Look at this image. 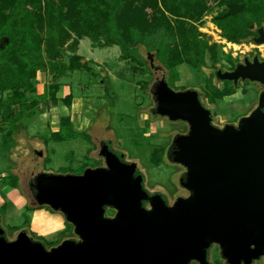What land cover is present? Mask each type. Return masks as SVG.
<instances>
[{
    "label": "water",
    "instance_id": "95a60500",
    "mask_svg": "<svg viewBox=\"0 0 264 264\" xmlns=\"http://www.w3.org/2000/svg\"><path fill=\"white\" fill-rule=\"evenodd\" d=\"M258 35L254 42L264 45L263 27ZM149 59L154 67L155 57ZM216 76L264 87V61L256 57ZM151 94L154 115L189 126L168 158L186 168L180 185L190 196L173 206L151 196L137 164L123 163L105 146L107 168L40 173L30 182L38 205L63 214L78 239L48 249L22 231L10 241L0 219V264H212L214 246L226 264L264 258V90L250 116L224 128L215 126L196 90L174 91L165 77Z\"/></svg>",
    "mask_w": 264,
    "mask_h": 264
},
{
    "label": "rangeland",
    "instance_id": "374dc122",
    "mask_svg": "<svg viewBox=\"0 0 264 264\" xmlns=\"http://www.w3.org/2000/svg\"><path fill=\"white\" fill-rule=\"evenodd\" d=\"M45 4L43 2L44 11ZM168 5L172 11L163 0H141L135 5L143 7L144 20L149 25H163L168 21L174 30L167 33L168 25L161 27L159 35L150 39L149 47L144 45L131 51L130 60H125L120 47L94 48L90 38H82L78 54L89 62V68L60 78L55 100L49 92L56 76L49 69L40 71L33 81L37 89L33 95L47 94V101L36 108L35 117L11 130L15 133L11 139L8 138L10 125L0 112V216L10 241L27 231L33 240L52 249L76 236L63 214L50 207L30 210L21 193L6 188L5 182L20 181L23 192L30 195L28 182L39 173L82 175L87 169L100 166L98 144L104 139L114 141L128 161L136 163L145 173V187L149 192L164 193L171 204L179 195H188L179 187L180 173L169 161L167 150L176 135L187 134L189 127L185 123L148 118L154 107L150 89L155 81L149 56L155 57L156 66L161 69L156 76L159 79L166 76L174 91L196 90L201 94L204 105L213 110L216 127L237 126L242 118L258 108L262 87L257 83L234 84V93L215 99L216 103L207 99L206 93L213 91L211 85L225 91L227 83L215 73L231 69L227 57L242 60L251 51L260 54L264 45L236 44L238 50L227 45L222 31L213 22L215 17L229 10L220 0H210L204 10L198 6L187 14L171 2ZM181 23L185 25L182 27ZM43 31L40 35L44 37ZM72 35L77 37L74 32ZM195 36L204 46L205 65L200 71L188 62L192 58L188 52L192 44L188 45V40L195 41ZM6 40H1V47ZM161 44L165 48L162 59L155 51ZM70 56L67 52L63 61L69 63ZM9 95L2 94L0 98L6 100ZM13 109L12 115L16 117L18 107L13 106ZM210 261L225 264L217 249Z\"/></svg>",
    "mask_w": 264,
    "mask_h": 264
},
{
    "label": "trees",
    "instance_id": "16d2710c",
    "mask_svg": "<svg viewBox=\"0 0 264 264\" xmlns=\"http://www.w3.org/2000/svg\"><path fill=\"white\" fill-rule=\"evenodd\" d=\"M140 1L0 0V43L7 38L4 47L0 44V95L10 94L6 100L0 98V112L10 125L9 139L15 134L11 130H15L17 124L22 127L23 121L35 117L36 108L47 101V94L33 95L37 92L33 81L40 71L49 69L51 74L56 76V82L49 92L55 100L60 88V78L82 68H89V62L84 63L78 54L82 38H90L94 48L120 47L124 51L125 60H130L131 51L144 45L149 47L150 39L159 35L157 33L161 32V27L168 25L167 33L174 30L168 21L163 25H149L148 21L144 20L143 7H135ZM163 1L169 10H173L168 5L171 2L187 14L198 6L204 10L210 0ZM220 1L228 5L229 10L215 17L213 22L222 31L224 39L238 45L253 43L258 37L259 29L264 28V0ZM43 2L46 3L45 11L42 8ZM184 25L181 23L182 27ZM42 30H45L44 37L40 35ZM73 32L77 34L76 38H73ZM195 38L194 42L188 40V45L192 44L190 49H187L192 56L188 62L200 71L205 65L204 46L198 36ZM156 48L153 47L162 59L164 45ZM67 52L71 53L69 63L63 61ZM227 58L231 68L239 61L232 57ZM225 82V91L211 85L213 91L206 93V98L216 103L215 99L234 93V83ZM13 106L18 107L16 117L12 115L15 110ZM12 184L5 182V185L16 190L20 187L18 182ZM27 208L36 210L28 206ZM113 213L114 211H109V215Z\"/></svg>",
    "mask_w": 264,
    "mask_h": 264
},
{
    "label": "flooded vegetation",
    "instance_id": "af4514ba",
    "mask_svg": "<svg viewBox=\"0 0 264 264\" xmlns=\"http://www.w3.org/2000/svg\"><path fill=\"white\" fill-rule=\"evenodd\" d=\"M259 36V35H258ZM255 40V39H254ZM263 48H264V46H263ZM252 53L251 54H249V55H247V53H246V55L244 56V58L242 59V60H239L237 63H236V65H235V67L234 68H231L230 70H228V71H224V70H222L223 72H232V71H234L236 68H237V66L238 65H241V64H245L246 63V61L247 60H249V61H251V62H253L254 61V59L256 58V57H259L260 58V60L261 61H264V59L262 58V56L259 54V53H254V51H251ZM150 63H151V61H150ZM154 68V77H155V81H154V83H153V85H152V87L159 81V80H161V79H163V78H165L166 76H164L163 75V77L161 78V79H159L156 75H157V73H159L160 72V68L158 67V66H156V64H155V66L153 67ZM219 71V70H218ZM218 71H216V73L218 72ZM216 73H215V75H216ZM168 80V79H167ZM222 82H225V81H222ZM241 82V81H240ZM239 82V83H240ZM234 83V82H233ZM236 86H238V85H236ZM151 87V88H152ZM260 87H262V91L264 90V87L263 86H260ZM150 93H151V89H150ZM262 93V92H261ZM151 96H152V94H151ZM201 99H202V97H201ZM152 100H153V96H152ZM153 103H154V101H153ZM155 108V103H154V107H152L151 109H150V112L148 113V118L149 119H151V118H161V117H159V116H156V115H154L153 114V109ZM211 110V109H210ZM212 112H213V110H212ZM162 119H166L167 121L169 120L168 118H162ZM213 120L215 121V117H214V114H213ZM214 121H213V123H214ZM240 122V121H239ZM239 124V123H238ZM236 126V125H235ZM238 126V125H237ZM189 127V126H188ZM189 132V131H188ZM187 132V133H188ZM178 135H186V134H178ZM177 136V135H176ZM175 139V138H174ZM174 141V140H173ZM173 143V142H172ZM172 143H171V145H172ZM171 145H170V147H171ZM105 146H107V150H109V152H111V153H113L114 155H116L123 163H134V162H132V161H128V159L126 158V154L125 153H123L122 151H120V150H118L117 149V147H116V144H115V142L114 141H112V140H107V139H104V140H101L100 142H99V144H98V147H99V161L101 162V164H100V166H98L97 168H107L108 167V164H107V160L102 156V149H103V147H105ZM169 147V148H170ZM169 148H168V150H167V155H168V151H169ZM172 165L173 166H175V167H177V169L179 170V173H180V178H181V176L187 171L186 170V168H184L183 166H181V165H176V164H173L172 163ZM138 166V165H137ZM95 169V168H94ZM40 174V173H39ZM39 174H37V175H39ZM137 174L138 175H141L142 177H143V180H144V187L146 186V182H147V178H146V175H145V173H143L141 170H140V168L138 167V170H137ZM36 175V176H37ZM35 176H33L30 180H29V182H28V190L30 191V195H27V194H25L24 192H23V190L21 189V187H20V190H19V192L21 193V195H22V197L27 201V206L28 207H30V208H35V209H37V208H41L39 205H38V203H37V201H36V199H35V196H34V194H33V192H32V190H31V187H30V182H31V180L34 178ZM21 178H20V176L18 175V180H20ZM179 183H180V181H179ZM19 186H20V181H19ZM183 191L185 190V192H187L188 193V195H179L178 196V198L177 199H174V202L171 204V203H169V200H168V197H166L165 196V194L164 193H151V192H149L147 189H146V187H145V189L150 193V195L151 196H155V195H161L164 199H165V201L167 202V204L169 205V206H173L175 203H176V201L179 199V198H187V197H189L190 196V193H189V191L188 190H186L185 188H183L181 185L179 186ZM30 202H32L33 204L31 205L30 204ZM30 204V205H29ZM146 206H147V208H150V205L147 203V204H145ZM116 214V212L114 211V213L112 214V215H109V212H108V215L110 216V217H112V216H114ZM0 219H1V221H2V217L0 216ZM2 226V225H1ZM73 229H74V227H73ZM5 230V229H4ZM6 232V231H5ZM27 232V231H26ZM28 234H29V232H27ZM6 234V237H7V233H5ZM29 236H30V234H29ZM7 239H8V237H7ZM71 239H78V237L77 236H75L74 238H71ZM215 249H217V252L218 253H220V249H219V247L218 246H214L213 247V250H212V253H213V251L215 250ZM212 253H211V255H212ZM210 255V256H211ZM223 262L225 263V261L223 260ZM212 263V262H211ZM213 264V263H212ZM226 264V263H225ZM254 264H264V258L261 260V261H259V262H256V263H254Z\"/></svg>",
    "mask_w": 264,
    "mask_h": 264
},
{
    "label": "bare ground",
    "instance_id": "6f19581e",
    "mask_svg": "<svg viewBox=\"0 0 264 264\" xmlns=\"http://www.w3.org/2000/svg\"><path fill=\"white\" fill-rule=\"evenodd\" d=\"M226 43H227V45H229V47H231V48L234 47L235 50H238V49H239V47H238L236 44H234V43H231V42H229V41H227ZM226 43H225V44H226Z\"/></svg>",
    "mask_w": 264,
    "mask_h": 264
},
{
    "label": "crops",
    "instance_id": "0c3cea01",
    "mask_svg": "<svg viewBox=\"0 0 264 264\" xmlns=\"http://www.w3.org/2000/svg\"><path fill=\"white\" fill-rule=\"evenodd\" d=\"M73 120H74V118H73ZM72 123H73V121H72ZM72 125V124H71ZM81 129V128H80ZM82 130V129H81ZM80 130V131H81ZM6 186V188H9L10 190H12V192H14V191H17V192H19L18 190H16V189H14V188H12V187H10V186H7V185H5ZM21 195V194H20Z\"/></svg>",
    "mask_w": 264,
    "mask_h": 264
},
{
    "label": "built area",
    "instance_id": "2783aa9c",
    "mask_svg": "<svg viewBox=\"0 0 264 264\" xmlns=\"http://www.w3.org/2000/svg\"><path fill=\"white\" fill-rule=\"evenodd\" d=\"M260 55L262 56V58L264 59V50L261 51Z\"/></svg>",
    "mask_w": 264,
    "mask_h": 264
}]
</instances>
